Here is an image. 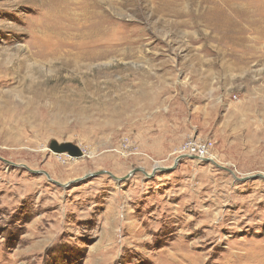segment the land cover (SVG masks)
Wrapping results in <instances>:
<instances>
[{
	"label": "rangeland",
	"instance_id": "rangeland-1",
	"mask_svg": "<svg viewBox=\"0 0 264 264\" xmlns=\"http://www.w3.org/2000/svg\"><path fill=\"white\" fill-rule=\"evenodd\" d=\"M0 264H264V0H0Z\"/></svg>",
	"mask_w": 264,
	"mask_h": 264
},
{
	"label": "built area",
	"instance_id": "built-area-1",
	"mask_svg": "<svg viewBox=\"0 0 264 264\" xmlns=\"http://www.w3.org/2000/svg\"><path fill=\"white\" fill-rule=\"evenodd\" d=\"M185 154H188L196 160H205L208 157V150L206 146H190L185 150Z\"/></svg>",
	"mask_w": 264,
	"mask_h": 264
},
{
	"label": "bare ground",
	"instance_id": "bare-ground-1",
	"mask_svg": "<svg viewBox=\"0 0 264 264\" xmlns=\"http://www.w3.org/2000/svg\"><path fill=\"white\" fill-rule=\"evenodd\" d=\"M94 34V33H93ZM96 43V42H95ZM99 45V44H98ZM54 52V51H53ZM53 52H51L52 54H53ZM72 53V52H71ZM75 53V52H74ZM60 54V53H59ZM55 55H57V54H55ZM53 56V55H52ZM56 57V56H55ZM66 57V56H65ZM52 58V57H51ZM58 58H60V57H58ZM67 58V57H66ZM91 58V59H90ZM52 59H54V58H52ZM95 59V57L94 56H92V57H89L88 58V60L87 61H92V60H94ZM49 60V59H48ZM42 61V60H41ZM60 61V60H59ZM87 61H86V63H87ZM66 64V63H65ZM63 66V65H62ZM78 66V65H77ZM89 67V66H88ZM53 71V70H52ZM75 95V94H74ZM72 101V100H71ZM59 169V168H58ZM54 175H57L58 173L57 172H55L54 171V173H53Z\"/></svg>",
	"mask_w": 264,
	"mask_h": 264
},
{
	"label": "water",
	"instance_id": "water-1",
	"mask_svg": "<svg viewBox=\"0 0 264 264\" xmlns=\"http://www.w3.org/2000/svg\"><path fill=\"white\" fill-rule=\"evenodd\" d=\"M75 151V150H74Z\"/></svg>",
	"mask_w": 264,
	"mask_h": 264
}]
</instances>
